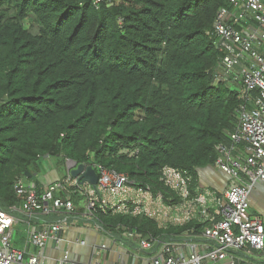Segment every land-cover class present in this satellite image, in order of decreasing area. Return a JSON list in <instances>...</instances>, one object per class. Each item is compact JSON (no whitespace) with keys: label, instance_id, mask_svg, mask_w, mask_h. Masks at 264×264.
<instances>
[{"label":"trees","instance_id":"16d2710c","mask_svg":"<svg viewBox=\"0 0 264 264\" xmlns=\"http://www.w3.org/2000/svg\"><path fill=\"white\" fill-rule=\"evenodd\" d=\"M221 9L229 0H0V208L21 204L16 182L36 178L26 172L65 169L67 159L127 174L167 199L160 177L170 166L192 176L194 190L217 146L231 144L242 102L215 80L220 54L208 32ZM96 218L119 237L167 242L205 227ZM21 227L14 247L27 237Z\"/></svg>","mask_w":264,"mask_h":264},{"label":"built area","instance_id":"2783aa9c","mask_svg":"<svg viewBox=\"0 0 264 264\" xmlns=\"http://www.w3.org/2000/svg\"><path fill=\"white\" fill-rule=\"evenodd\" d=\"M101 1L95 0V4ZM229 2L231 9H221L208 32L220 54L216 83L237 90L242 101L231 144H219L216 148L219 157L215 166L234 180L228 191L219 196L199 185L193 190L192 176L170 166L163 168L160 177L174 194L170 199L150 185L141 186L129 175L100 165H93L99 179L92 186L71 175L74 166L67 159L65 176L55 183L40 187L24 178L16 182L15 191L24 199L12 212L0 208V264H44L42 252L51 240L58 242L60 232L68 224L66 218L58 220L54 216L64 213L74 219L85 216L97 220L99 211L145 215L162 229L192 222L205 225L202 235L209 241L207 250H192L187 256L178 254L173 244L166 242L161 253L151 257L147 264H240L237 253L264 250V221L250 213L252 187L256 182H264V0ZM121 154L132 157L139 150L126 148ZM73 195L81 198L79 205L73 202ZM38 220L45 224L43 230L33 224ZM21 225L27 226L25 246L14 247L17 227ZM125 235L138 238L143 250H152L160 241L136 231ZM28 246L39 253L29 254ZM102 248L105 250L106 245ZM55 264L82 263L71 261L66 255Z\"/></svg>","mask_w":264,"mask_h":264},{"label":"crops","instance_id":"0c3cea01","mask_svg":"<svg viewBox=\"0 0 264 264\" xmlns=\"http://www.w3.org/2000/svg\"><path fill=\"white\" fill-rule=\"evenodd\" d=\"M65 173L61 174L55 169L54 164L50 163L45 172L37 173L35 180L31 181L36 182L40 187H45L62 179ZM198 180L200 187L209 189L219 196H223L234 183L231 176L215 165L201 170L198 173ZM250 202V213L261 217L264 221V182L259 181L254 184L250 193ZM53 218L58 220L66 218L68 224L67 228L60 232L58 242L51 240L42 252L44 264H55L66 255L71 261L82 264H91L96 261L102 264H147L151 257L161 253L163 245L167 242L160 240L152 250H143L139 246L138 238L125 235L127 232L119 237L116 233L106 231L97 220L89 217L81 216L80 219H74L63 213ZM77 221L78 223H75ZM33 224L39 230L45 228L43 221H34ZM21 228L24 229L23 233L27 231V226L22 225ZM179 238L177 241H169L177 249L178 254L182 252L188 256L192 250L202 252L208 249L209 241L202 233L198 234L192 230ZM25 240L21 243V248L25 246ZM81 241L85 244H80ZM103 245H106L105 250L102 248ZM28 253H39V250L28 246ZM237 255L240 264H264V250L260 252L248 250L237 253Z\"/></svg>","mask_w":264,"mask_h":264},{"label":"water","instance_id":"95a60500","mask_svg":"<svg viewBox=\"0 0 264 264\" xmlns=\"http://www.w3.org/2000/svg\"><path fill=\"white\" fill-rule=\"evenodd\" d=\"M69 161L73 163L72 167L74 166L73 168L71 167L72 168L71 175L74 178H78L82 183L89 182L92 186L97 185L99 176L97 174V171L92 165H84V164L78 165L73 160H69ZM26 176L27 178L32 179L33 176H36V174L31 175L30 172H26Z\"/></svg>","mask_w":264,"mask_h":264},{"label":"rangeland","instance_id":"374dc122","mask_svg":"<svg viewBox=\"0 0 264 264\" xmlns=\"http://www.w3.org/2000/svg\"><path fill=\"white\" fill-rule=\"evenodd\" d=\"M64 167L63 166H61V170H59V172L61 173V174H63L64 173ZM78 221H82V220H78ZM78 221L77 222H75V223H78ZM83 223H84V221H82Z\"/></svg>","mask_w":264,"mask_h":264},{"label":"snow or ice","instance_id":"6c2138e0","mask_svg":"<svg viewBox=\"0 0 264 264\" xmlns=\"http://www.w3.org/2000/svg\"><path fill=\"white\" fill-rule=\"evenodd\" d=\"M5 223H7V221H5Z\"/></svg>","mask_w":264,"mask_h":264}]
</instances>
